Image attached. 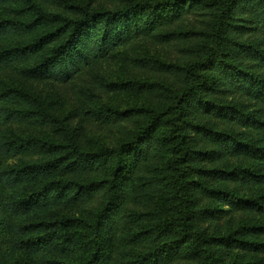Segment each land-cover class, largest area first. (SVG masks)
Returning <instances> with one entry per match:
<instances>
[{
    "label": "trees",
    "instance_id": "trees-1",
    "mask_svg": "<svg viewBox=\"0 0 264 264\" xmlns=\"http://www.w3.org/2000/svg\"><path fill=\"white\" fill-rule=\"evenodd\" d=\"M108 2L0 0V264H264V0ZM110 60L99 144L40 87Z\"/></svg>",
    "mask_w": 264,
    "mask_h": 264
},
{
    "label": "rangeland",
    "instance_id": "rangeland-1",
    "mask_svg": "<svg viewBox=\"0 0 264 264\" xmlns=\"http://www.w3.org/2000/svg\"><path fill=\"white\" fill-rule=\"evenodd\" d=\"M98 4L109 5L108 0H93ZM139 45V44H138ZM141 52L145 55L158 56L164 60L173 61L176 58V46L173 44H156L153 41L148 43H143L139 48ZM128 71V67L121 62L108 61L106 64L101 66H94L86 69V72L82 74L78 79L74 80V83L69 84H59V85H42L40 88L47 92L54 93L58 96L61 101L64 102L67 108H73L77 105L78 97L83 93L84 96H88L87 103L83 111L80 113L82 117L83 124V136L87 140L92 142H97L99 144H109L118 141V135L115 129L106 128L105 125L95 121L92 114V109L90 108V102L92 100L93 104L106 103L112 106L119 107L121 109L129 108L137 103H142L143 100L140 97H133L124 94H119L117 92H112L110 94H105L103 91L97 89L96 79L98 77H104L107 81H118L126 79L137 72L135 70ZM137 76L141 78L149 79L145 75L144 71L138 72ZM5 78L7 81L11 80V76L6 74ZM53 98V97H50ZM91 109V110H90Z\"/></svg>",
    "mask_w": 264,
    "mask_h": 264
}]
</instances>
